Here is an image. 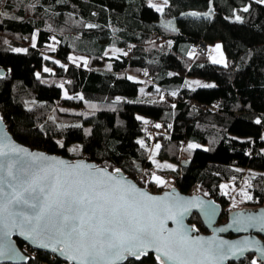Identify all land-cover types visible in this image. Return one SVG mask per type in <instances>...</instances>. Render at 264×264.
I'll return each mask as SVG.
<instances>
[{"label":"trees","instance_id":"1","mask_svg":"<svg viewBox=\"0 0 264 264\" xmlns=\"http://www.w3.org/2000/svg\"><path fill=\"white\" fill-rule=\"evenodd\" d=\"M164 7L158 13L146 0H0V118L26 147L119 169L153 193L163 192L154 190L148 158L159 144L157 158L176 168L173 187L224 209L230 201L223 183L238 184L250 170L264 173V4L167 0ZM216 42L225 66L192 52ZM103 60L112 63L110 72L95 69ZM185 77L215 85L191 90ZM146 126L158 130L155 138ZM262 173L250 180L257 206L264 204ZM189 223L204 232L196 215ZM29 261L61 263L46 253ZM141 261L158 264L154 255Z\"/></svg>","mask_w":264,"mask_h":264},{"label":"snow or ice","instance_id":"2","mask_svg":"<svg viewBox=\"0 0 264 264\" xmlns=\"http://www.w3.org/2000/svg\"><path fill=\"white\" fill-rule=\"evenodd\" d=\"M164 2L167 4V0ZM257 2L264 4V0ZM150 7L163 10L152 4ZM243 11L247 12L248 8ZM235 19L241 21L240 16ZM209 59L213 63L220 62L213 57ZM138 143L144 146L142 141ZM159 147L157 144L156 148ZM188 147L199 145L189 144ZM151 180L157 186L165 183L154 173ZM242 194L247 196V193ZM189 203L178 195H150L125 184L106 169L31 153L6 138L0 140V228L5 229L3 235L9 236V229H17L22 235L39 241L41 247L59 252L69 264H118L128 256L141 261L149 250L157 253L158 264H222L237 251L243 252L258 244L255 240L213 243L204 237L192 236L190 233L196 229L183 225ZM168 220L176 227L167 228ZM233 223L241 225L238 230L257 225L264 230V213H237ZM6 251L13 252L11 248ZM4 254L0 251V256Z\"/></svg>","mask_w":264,"mask_h":264},{"label":"water","instance_id":"3","mask_svg":"<svg viewBox=\"0 0 264 264\" xmlns=\"http://www.w3.org/2000/svg\"><path fill=\"white\" fill-rule=\"evenodd\" d=\"M6 75V71L2 68L0 69V78L4 77ZM7 141H10L12 144H15L18 147L26 148L31 153H42L45 156L49 157H56L59 160H64L68 163H77V162H83L85 164L93 165L97 168H102L98 166L96 163L88 161L87 159L81 158V159H69L66 157H63L61 155H53V154H47L44 151L41 150H34L29 148L28 146H24L21 143H18L14 140L10 132L7 130L6 123L2 121L0 118V140L5 139ZM103 169H106L103 167ZM108 173H111L114 177L117 179H121L122 182H124L127 185H134L137 189H140L144 192L149 193L153 196L158 197H164L165 194L169 195H178L181 198H184L187 201H190V203L187 205L188 211L183 216V225L187 229L193 228V225H190V220L193 215H196L201 221L202 225L204 226L205 231L207 233L201 234L197 230L194 232H191L190 234L192 236H198V237H204L207 241H212L213 243H218L219 241H228L230 243H238L244 240H255L258 241V244L255 246H249L247 247L243 252L237 251L234 255H230L227 259L222 261V264H230V263H237L239 261H243L246 257L249 255H254L256 261L259 262V264H264V241L260 239V237L264 238V230L260 229V226L257 225L256 227H248L247 230H238V228H241V225H237L233 223V219L236 216L237 213H243L244 215L253 214V215H260L264 213V207L256 209V210H235L228 214L227 221L223 223H220V217L222 214L223 209L221 208L220 204L217 203L214 199H208L204 197L203 195L198 194H185L176 189L175 187L169 189L168 191H163L157 193H153L149 191L148 189H145L141 187L137 182L131 180L126 175H124L121 171L119 172H112L106 169ZM195 198V199H193ZM203 202V203H201ZM232 224V227H229V225ZM166 227L169 229L175 228L176 225L171 221L168 220L166 222ZM225 229L224 231H218L219 229ZM5 229L0 228V245H3L4 247L0 248V251H4V255L0 256V264H28L31 259L29 256V253L24 252V250H20L17 245V240L27 248L30 253H46L51 256H54L57 260H60L61 262H66L69 264V261H67L62 255H60L59 252L52 251V248H44L41 247L39 244V241L29 238L26 235H22L19 230L17 229H9L10 235L4 236L3 232ZM58 247V246H57ZM11 248L13 252H7L6 249ZM259 249V250H258ZM154 255L156 257L157 253L153 250H149L148 256ZM135 259L132 256H128L125 260L118 262V264H124L127 260Z\"/></svg>","mask_w":264,"mask_h":264},{"label":"rangeland","instance_id":"4","mask_svg":"<svg viewBox=\"0 0 264 264\" xmlns=\"http://www.w3.org/2000/svg\"><path fill=\"white\" fill-rule=\"evenodd\" d=\"M146 1H147L149 6H150V4H152V5L158 6L161 9H164L165 8L164 6L166 5L164 0H162L163 3L161 4V6H160L161 0H146ZM153 8L156 10L155 7H153ZM157 12L161 13V11H157ZM217 44H219L221 46L220 42H216L215 44H212V45L211 44H207L205 46L206 52L203 55H206L207 58L213 57L214 59L220 61L219 63H213L212 60L209 59L211 63H213L215 65L218 64L220 66H225L226 65V58L224 56L223 47H220L219 49H216L215 46ZM112 53L116 54L115 52H112ZM111 68H112V63H110V60L109 61L103 60L101 62V64H99V66L95 67V69L98 70V71L101 70V71H107V72H110ZM130 80L134 81V82H138V83H142V82L147 81L146 78H142L141 79V78H136V77H132V76H131ZM208 85H210V86H208ZM214 85L215 84L212 81H208V80L205 81V80H202L200 78L185 77L183 87L191 89V90H195L197 88H206V89H208L210 87H213ZM157 132H158L157 129L153 130V133H151V137L153 138L156 135ZM156 145H152L150 147L151 149L149 150L148 158H150V160H151V162L153 164L154 174L159 176V177H161V179L163 181H165V183L160 185V186H157V184L154 182V184H155V186L157 188V189H154V190L158 191V189H160V190H163V191H168L169 189L173 188L174 180L172 179V176L170 174L176 168H175L174 164H172L170 162H168V163L167 162H162L161 160H159V158H157V154H158L159 148L157 149ZM194 149H198V147L194 148ZM181 157L184 158V155L181 156ZM181 157L179 158V161H182ZM153 161H155V163H153ZM157 165H159L160 167H157ZM167 165H172L173 167L169 168V167H167ZM157 173H164V175L160 176ZM258 173H262V172H258V171H255V170L254 171L250 170L249 172H245L244 173V175H243L244 177L242 178V180L238 184H235L234 182H232V183H223V185H225V187H222L223 191H224L223 193L228 196L229 201H230L229 205L226 208L223 209V219L224 220L226 219L227 214H229L232 211L256 209L257 205L251 204V202L254 203L255 200L251 196V193H250L249 189L251 187L250 186L251 178L255 177V175L258 174ZM262 174H264V173H262ZM242 193H247V196H250L251 199H248L247 196L243 195ZM233 204H235V207H233ZM193 227L198 231L196 226H193ZM23 248H25V246ZM33 253H35V252H31L30 253L31 255L29 254V256L32 257ZM60 264H68V263L61 262Z\"/></svg>","mask_w":264,"mask_h":264},{"label":"flooded vegetation","instance_id":"5","mask_svg":"<svg viewBox=\"0 0 264 264\" xmlns=\"http://www.w3.org/2000/svg\"><path fill=\"white\" fill-rule=\"evenodd\" d=\"M220 206H221V205H220ZM262 207H264V204L261 205V206H257L256 209H259V208H262ZM221 208H222V207H221ZM256 209H253V210H256ZM222 216H223V211H222V214H221V217H220V222H219V224H220V223H223V224H224V222L227 221V220H226L227 217H226V219L224 220ZM227 216H228V214H227ZM200 222H201V221H200ZM201 226H202V229H204V226L202 225V223H201ZM203 233H207V231H205V229H204V232H203ZM203 233H201V234H203ZM260 239L264 241V238H263V237H260ZM248 259L251 260V261H253V260L256 261L254 255H249V256L246 257L243 261L248 260ZM239 262H240V261H239ZM237 263H238V262H237ZM237 263H235V264H237ZM256 264H259V262L256 261Z\"/></svg>","mask_w":264,"mask_h":264},{"label":"built area","instance_id":"6","mask_svg":"<svg viewBox=\"0 0 264 264\" xmlns=\"http://www.w3.org/2000/svg\"><path fill=\"white\" fill-rule=\"evenodd\" d=\"M195 50L198 51L200 54H205V52H206L205 45L202 44V43H199V45H197V47H195ZM127 55L129 56L130 55V52H128ZM145 130H147L149 132H153V129L150 126H146ZM181 159H182V161H184V158L183 157H181ZM23 250L25 252H28L29 253V250L27 248H23Z\"/></svg>","mask_w":264,"mask_h":264},{"label":"crops","instance_id":"7","mask_svg":"<svg viewBox=\"0 0 264 264\" xmlns=\"http://www.w3.org/2000/svg\"><path fill=\"white\" fill-rule=\"evenodd\" d=\"M162 3H163V1L161 0L160 6H161ZM192 52H194L193 49H192ZM129 78H130V77H129ZM130 81H131V80H130Z\"/></svg>","mask_w":264,"mask_h":264}]
</instances>
